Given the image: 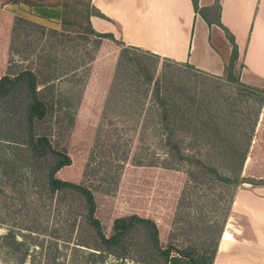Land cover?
<instances>
[{
  "label": "rangeland",
  "instance_id": "374dc122",
  "mask_svg": "<svg viewBox=\"0 0 264 264\" xmlns=\"http://www.w3.org/2000/svg\"><path fill=\"white\" fill-rule=\"evenodd\" d=\"M59 1L61 0L42 2L46 4ZM81 3L85 5L87 2L81 0ZM80 21V24H83V20ZM36 34L37 32H34L27 38H17L14 50L22 53L26 45H36ZM198 35L197 33L195 40L200 38ZM223 38L225 39V36L221 32L211 30L210 43L217 53L219 52L224 69L231 49L229 47L227 51L225 43L228 44V41L225 42ZM90 40L92 39L89 38ZM86 45L91 46V43L88 42ZM105 46L107 47L100 48L102 55L100 52L85 75L79 77L80 86L84 84V96L83 98L81 96L75 108L73 125L64 132L63 137L53 138L66 148L71 161L70 165L60 170L56 176L63 181L81 184L90 190L95 202L94 217L100 223L106 237L110 234L111 223L115 218L133 214L154 223L158 246L161 249L167 244H172L175 250L187 247L189 248L187 254L191 258L204 251L206 261L214 248V242L218 240L217 233L223 221L230 189L214 183L210 173L206 177L202 176V170H197L192 163L174 165L169 162L160 146L155 143L152 132L154 123L159 124L157 116L160 115L147 113L145 109L148 107H141L143 111L137 113L103 111L111 107H103L99 96L103 95L106 86L109 87L114 63V45L106 42ZM11 54L12 57L7 58V66L10 60H19L18 55ZM132 59L135 69L131 77H142L145 73L152 81L146 89L128 91L125 89L122 93L125 91L126 94L131 92L148 94V100L142 98L145 102L142 101L143 105L147 103L151 106L150 110L163 109L154 97L156 92L159 98L165 100V109H173L169 99L176 98L180 99L181 107L203 108L207 105L217 114H220L224 106L232 107L243 116L244 119L238 120L243 125L248 124L253 114L248 113L246 107L252 106V112L258 111L241 176L264 180V96L251 92V97L245 100L234 85L225 81L224 70L223 75L215 77L165 62H158L151 70L150 61L141 57ZM124 64L125 62H120V70ZM142 67L145 69L142 70ZM238 67L237 63H234L233 74L238 72ZM116 78L107 105L113 103L116 86L123 78V74H118ZM78 86L79 83L74 90ZM121 86L118 85V90ZM65 87L68 88L67 83L60 85V90H66ZM258 90L264 94V88ZM260 96L262 102L258 106L255 100ZM186 98L188 100L192 98L193 102ZM123 106L121 104L119 108ZM190 139L192 138L187 134L181 136L183 145ZM184 152L185 155L192 156V153ZM154 159L159 163L166 160L168 165L166 168L159 164L151 166L150 163ZM237 189L251 192L248 184H242ZM34 193L24 194L26 198L23 201L34 209V213L22 219L21 224L27 225L35 221V227L45 232L42 234L9 227L20 220L15 212L21 210L22 199H18V194L11 192L7 186L0 187V220L7 222L0 223V235L12 230L16 240L23 243L22 249H26L27 254L23 264H143L79 246V242H82L90 247L95 241L92 233L80 222V212L75 210V205L69 201L71 206L69 211L64 204L57 205L54 201H46L43 193ZM229 214L228 212L227 215ZM74 218L77 223L70 232L67 225ZM207 226H211L210 232L204 229ZM133 255L135 258L138 256L137 253ZM172 256H176L175 253H172ZM17 258L7 256L0 246V264H17Z\"/></svg>",
  "mask_w": 264,
  "mask_h": 264
},
{
  "label": "trees",
  "instance_id": "16d2710c",
  "mask_svg": "<svg viewBox=\"0 0 264 264\" xmlns=\"http://www.w3.org/2000/svg\"><path fill=\"white\" fill-rule=\"evenodd\" d=\"M21 1L28 6L44 5L41 0ZM189 1L193 12L210 25L208 18L202 13L203 10L198 8L197 0ZM9 2L19 1L9 0ZM86 2L83 5L81 0L60 1L59 30L45 28L18 17L13 18L9 54L18 55L19 60H10L4 75L0 77V187L7 186L11 192L17 193L18 199L22 201L21 210L15 212L21 221L9 227L20 228L33 234L45 233L35 227V221L27 225L21 224L22 219L34 213V209L23 201L26 198L24 194L41 192L46 196V201H54L57 205L64 204L69 211L70 201L75 205V210L80 212V222L92 233L95 242L90 247L79 242V246L143 264H210L236 189L242 184H248L250 187L264 186L262 179L254 180L241 176L258 111L252 112V106L246 107V111L253 113L254 116L252 114L248 124L243 125L238 121L244 119L243 116L235 112L232 107L224 106L220 114H217L207 105L203 108L181 107L180 99L176 98L169 99L173 109H165V100L159 98L155 92L154 97L163 109L159 112L154 110L151 112L160 115L157 116L160 120L159 124L154 123L152 132L155 143L160 146L166 159L174 165L192 163L197 170H202V176L206 177L210 173L214 183L230 189L223 221L217 233L218 240L214 242V248L207 258L208 262L204 259V251L191 258L187 254L189 250L187 247L183 250H175L172 244H167L161 249L158 246L154 223L133 214L115 218L111 223L110 234L106 237L100 223L94 217L95 202L90 190L81 184L63 181L56 176L60 170L68 167L71 161L66 148L53 138L63 137L64 132L73 125L75 108L84 91V84L80 86L79 77L85 75L94 61L101 41H113L110 34H98L91 30L88 17L92 15L103 18V16L89 5L88 0ZM213 7L219 10L218 0H214ZM80 20H83V24H80ZM217 25L222 29L231 49L224 67L225 81L234 85L245 100L251 97V92L264 96L261 90L238 82L237 75L232 72L237 57L233 38L218 22ZM34 32H37L36 45H26L22 53L14 50L17 38H27ZM89 38L92 40L89 41ZM88 42L91 46L86 45ZM24 62L28 63L23 64ZM123 62L125 64L121 66L122 70L119 69L120 62L114 70V75L123 74L119 84L127 91L146 89L151 77L145 73L142 75L143 78L131 77L135 69L133 59L126 56ZM64 83L68 84V88L60 90V85ZM78 83L79 86L74 90ZM262 96L255 100L258 106L262 102ZM189 100L193 102L192 98ZM183 134L192 138L185 145L181 140ZM184 151L192 153V156L185 155ZM157 164L165 168L168 165L166 160L159 163L154 159L150 163L151 166ZM2 222L0 220V223ZM76 223L74 218L67 225V230L73 231ZM210 227L204 229L210 232ZM11 231L8 230L4 235H0V246L7 256L18 257L17 264H23L27 257L26 249H22L23 243L16 240ZM135 253L138 255L136 258L133 255ZM172 253L176 256H172Z\"/></svg>",
  "mask_w": 264,
  "mask_h": 264
},
{
  "label": "crops",
  "instance_id": "0c3cea01",
  "mask_svg": "<svg viewBox=\"0 0 264 264\" xmlns=\"http://www.w3.org/2000/svg\"><path fill=\"white\" fill-rule=\"evenodd\" d=\"M18 1L0 0V77L5 73L7 58L12 57L9 54V37L14 17L52 30H59L60 27V1L42 6H28ZM88 2L103 16L88 17L91 30L98 34H110L113 38V41H101L97 55H100V48L107 47L106 42L114 45L110 84L99 96L101 105L111 108L103 111L137 113L143 111L140 109L143 106L148 107L145 109L147 113L153 111L149 104L143 105V99L147 101L148 94L122 93L126 88L121 86L118 90L119 83L113 103L107 105L113 83L117 81L115 67L126 56L148 60L150 68L158 62H165L205 75H223L219 52L210 43L211 30L224 35L217 22L233 38L237 55L235 63L239 66L236 73L238 82L252 88H264V0H218L219 10L213 7L214 0H197L198 8L203 10L210 25L193 12L189 0ZM197 33L200 38L195 40ZM224 41L227 42L226 39ZM225 45L228 51L230 44ZM120 103L124 106L119 108ZM229 213L210 264H264V258H261L264 257V187H251V192L237 189Z\"/></svg>",
  "mask_w": 264,
  "mask_h": 264
},
{
  "label": "bare ground",
  "instance_id": "6f19581e",
  "mask_svg": "<svg viewBox=\"0 0 264 264\" xmlns=\"http://www.w3.org/2000/svg\"><path fill=\"white\" fill-rule=\"evenodd\" d=\"M221 238H222V236H221ZM261 258H264V257H261ZM261 258H260V260H261ZM260 260H259V261H260ZM262 260H263V259H262ZM254 264H255V263H254ZM257 264H258V263H257Z\"/></svg>",
  "mask_w": 264,
  "mask_h": 264
},
{
  "label": "water",
  "instance_id": "95a60500",
  "mask_svg": "<svg viewBox=\"0 0 264 264\" xmlns=\"http://www.w3.org/2000/svg\"><path fill=\"white\" fill-rule=\"evenodd\" d=\"M221 235V234H220Z\"/></svg>",
  "mask_w": 264,
  "mask_h": 264
}]
</instances>
